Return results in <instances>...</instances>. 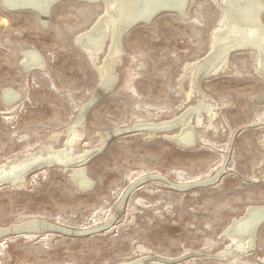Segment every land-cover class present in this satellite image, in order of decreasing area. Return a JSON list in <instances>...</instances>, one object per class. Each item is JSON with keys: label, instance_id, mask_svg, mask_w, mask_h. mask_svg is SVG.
Instances as JSON below:
<instances>
[{"label": "rangeland", "instance_id": "1", "mask_svg": "<svg viewBox=\"0 0 264 264\" xmlns=\"http://www.w3.org/2000/svg\"><path fill=\"white\" fill-rule=\"evenodd\" d=\"M57 2L43 21L0 0V164L47 143L65 149L80 134L72 153L87 155L74 165L92 183L52 161L1 185L0 264H264V220L250 253L234 248L228 230L264 206V75L254 53L232 50L227 69L202 78L212 119L190 112L201 95L188 96L189 77L179 80L208 54L218 1L188 0L187 16L164 11L124 32L113 88L97 99L101 77L75 38L104 3ZM186 113L193 145L172 137ZM32 218L55 228L16 230Z\"/></svg>", "mask_w": 264, "mask_h": 264}, {"label": "bare ground", "instance_id": "2", "mask_svg": "<svg viewBox=\"0 0 264 264\" xmlns=\"http://www.w3.org/2000/svg\"><path fill=\"white\" fill-rule=\"evenodd\" d=\"M56 1L57 0H4L6 6L10 7L11 9L18 7H27L26 9H28V7H31L34 9V11L40 14V17L43 21L47 19V16H49V11ZM82 1L96 2L98 0ZM102 1L104 3V10L97 17L93 27L90 30L88 29L86 32H81V34L77 35L75 38V41H77L82 50L85 51L90 62L97 68V72H99L98 74L101 77L102 82H99L100 84H98L100 85V89L98 88V90L93 94L95 95L94 98H96L102 92L110 89L114 84V78L112 77L114 74V68L124 51L121 43V37L124 32L139 22L149 23L152 18L164 11L175 10L183 16L188 15L186 12L188 0ZM215 1H218L217 3L221 5L223 15L218 26L215 27L214 31L212 32L208 54L205 58H202V60H200V58L198 59L199 61L196 60L195 62L186 64L184 68V74H182L183 76L181 75V79H179L182 83L186 77H189L191 86L190 92L186 91L188 96L193 92H198L201 95V103L193 108L190 112L195 111L197 114H200L203 110H205L210 114L211 119L215 115V112L213 111L214 106L206 98L207 95L202 92L200 83L202 78L204 76L207 77L206 75L212 71H216L217 73L219 68H228L227 60L232 50H251V52L254 53L253 55L256 59L257 71L261 73L262 76L264 75V20L262 18V14L264 12L263 0ZM106 46H108V50L105 49ZM103 52H106V56L104 60L100 62V56ZM29 55L31 56L33 54L27 53L26 58L23 59V64L25 67L28 65ZM40 64L41 62L32 65H39V67H41ZM88 105L89 103L81 107V109L85 110ZM187 116L188 113L183 115L181 118H177L176 121L181 126V131L179 135L172 137L175 138L174 140H178L185 145H193L195 142V137L194 133L190 130L192 125L190 126ZM200 120L201 119H199V121ZM65 131H72V125L71 127H67V130ZM62 132L63 131L55 133L53 138L58 136L60 137ZM80 136V134L69 136L66 145L67 148L65 149L56 148L54 145L47 143L41 147L39 146L40 148L37 150L35 149L34 151L27 153L25 157L21 156L22 158H12L9 161L7 160L6 163L0 164V175H6L7 181L11 182L12 185L17 184L18 182L20 183L23 181L30 171L39 168L46 162L50 164V162L53 161L63 166H73L72 177L75 179V181L84 187H89L91 186L92 182L88 178L84 177L85 167L83 164H80L77 167L74 165L76 162L83 161L84 157L87 155L86 153H72V150L74 149V143ZM263 220L264 206L260 205L248 207L245 216L243 215L240 219H234V221H232L228 227V230L231 231L229 236L231 241L234 243V248L236 247L240 252H252V249L254 248V238L257 227ZM24 224L31 226L34 232H42L46 226L52 225L48 221L38 218H32ZM233 243L231 244L233 245ZM225 249L226 250L219 255L226 258V253L230 252L231 249L229 247ZM235 261H237L239 264H243L238 258H235ZM130 264H142V261H136Z\"/></svg>", "mask_w": 264, "mask_h": 264}, {"label": "water", "instance_id": "3", "mask_svg": "<svg viewBox=\"0 0 264 264\" xmlns=\"http://www.w3.org/2000/svg\"><path fill=\"white\" fill-rule=\"evenodd\" d=\"M57 1H59V0H57ZM56 1V2H57ZM55 2V3H56ZM31 8V7H30ZM95 99H97V98H95ZM8 181H7V177H6V175H4V174H2V175H0V186L1 185H3V184H5V183H7ZM49 228H55V226H53V225H48V226H46L45 228H44V230H46V229H49ZM16 230H33L32 229V227L31 226H29V225H24V226H22V227H20V228H17ZM34 231V230H33ZM3 233H5V231H0V235H2Z\"/></svg>", "mask_w": 264, "mask_h": 264}]
</instances>
